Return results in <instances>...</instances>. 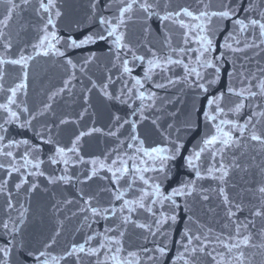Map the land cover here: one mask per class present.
<instances>
[{"label":"snow or ice","instance_id":"obj_1","mask_svg":"<svg viewBox=\"0 0 264 264\" xmlns=\"http://www.w3.org/2000/svg\"><path fill=\"white\" fill-rule=\"evenodd\" d=\"M3 2L7 5L6 15L0 20V25L7 27L14 11L20 9L21 6L28 7L32 0H20V3H16V0H3ZM98 5L99 0H93L90 4L94 14ZM105 7L111 8L112 0H109ZM241 9L246 14L243 18L238 17ZM33 10L42 21L39 29L42 34L38 36L35 43L30 45L32 50L30 54L27 52L29 45L25 44L19 48L14 58L10 57L9 53L13 49V42L10 36L5 38V33L0 31L3 48V53L0 54V92L6 93V102L0 103V111L4 114L3 123H0V156L9 161L8 163L0 162V170H4L7 174L5 179L0 182V194L6 193L7 197L5 209L7 219L0 220V236L4 237V242L0 244V264H28L29 260L33 261V264H61L62 261H70L71 264H139L141 257L138 252L129 251L127 256L122 255L126 251L123 246V238L130 225L146 230L152 236H156L158 233L166 236V233L161 229L169 222L172 224L177 222L180 209V204L177 202L178 197L188 198L198 195L203 201H208L213 193L221 198V203L224 205L226 223L223 225V229L228 230L227 234L221 231L212 238L213 230L210 228L205 232H194L191 227L186 226L180 241L177 242L182 250L178 251L176 260L181 264H264V159L259 164H255L256 156H251L252 164L242 163V157L247 154L246 150L249 149L257 151L264 157V104L245 103V101L255 99L264 100V68L258 69L261 74L258 84L253 83L257 79L255 75L244 72L237 73L234 68L229 76L234 80L239 75L241 87L237 89L235 86H228L225 91L207 99L209 110L204 111L203 116L209 130L200 144L185 158V164L194 172L197 180L211 178L217 181L216 188H198L196 180H186L166 193L162 189V185L168 178L169 162L174 161L181 154L184 145L180 143L179 138L174 140L169 134L164 136V142L161 144L145 147V141L141 139L138 132V125L149 119L144 114L145 111L154 108L157 99H159L154 91L145 89V83L151 80L154 70L169 72L172 67L180 66L183 69V75L176 79L166 78V84L185 83L188 87L200 89L206 93L209 90L206 84L210 87L220 79L223 64L228 62L229 52L238 53L244 49L252 48H260V51H264V47H261L264 45V0H247L246 6L241 0H221L218 6H215L212 0H196L195 8L190 4H174V0H118L116 15H99L97 18L106 35L89 34L79 42L72 37L68 38L66 41L68 47H80L95 43L97 40L106 41L108 38H112L114 48L111 51L115 58L113 67H118L121 70L117 79L121 80L122 87L116 94L109 90L110 84L116 82L111 74L107 76L106 82L102 85H98L89 78L92 87L82 90L85 92V104L88 103L87 93H90L93 88H97L106 100L128 104L131 112L127 119L119 114H112L111 124L106 132L100 127H89L87 130L78 129L73 134L74 138L71 139V147L57 145L54 154L49 157L52 165H57L60 162L64 165V168L61 169L64 174L46 176L49 184H84L94 177L100 176V172L104 170L110 175L100 178L109 181L112 185L101 189L102 192L110 194L111 199L107 206H101L96 195L87 194L83 189H78L79 200L74 201L66 198L58 200L52 205L53 214H57L63 207L76 203L77 211L71 215H83L81 228L86 225L91 230L93 224H98L101 220L112 221L110 225L106 223L103 231H92L91 234H85L82 242H71L58 256L51 255L48 250L57 244L58 237L63 230L64 220L57 221L56 230L47 242L42 244L43 250H29L23 241L17 240V236L22 232L21 226L25 224L29 209L25 208L22 203L17 208L19 201L14 202L12 192L7 189L9 179L13 173H16L20 174V180L14 186L17 193L25 185H29L27 192L30 194L39 187V184L37 182L30 183L28 177H43L46 174L40 170L44 163L38 156L40 145L30 144L27 139L7 140V144H4L3 142L7 139L5 134L8 131L5 126L13 122L20 123L23 113H27L29 118L21 124V127L30 126L37 115L43 116L51 111L54 98L69 90V85L76 79L77 65L68 59L67 64L72 70L68 79L63 81L62 87L48 94V103H43L38 112H31L26 104L22 108L20 104H17L19 93L27 95L30 62L41 56H65V53L57 47L63 39L55 31L57 21L63 16L58 0H36ZM133 16H138L145 24L155 17L163 25L161 49H166L163 54L161 49H157L155 46L149 47L147 44L144 45L145 54H137V49L132 47L126 39L125 31L121 30L126 28L127 21L131 20ZM215 21H231L233 25L232 30L224 36V42L219 45L216 36L221 30L218 29ZM174 29L179 33V42L175 45L173 43ZM145 31L148 32L150 29L145 28ZM249 32L253 35L252 42L244 43L243 48L233 46L234 43H241L235 39V34ZM256 33H258L259 44L256 43ZM193 43L197 47H191ZM218 47L224 51L217 53ZM129 53L132 62L143 63L146 61L147 69L143 79L132 76L133 69L129 66L130 60L122 58L127 57ZM193 55L194 60L192 59ZM93 57L94 54L83 62V66L79 69L81 73L85 71ZM185 58L188 59V63H185ZM246 59L250 58L246 57ZM232 63L234 64L235 61ZM6 65L19 66L21 69L18 82L8 88H5L3 84L5 76L3 69ZM208 70H212L213 78L210 80L206 79L209 75ZM125 74L131 78V87L128 86V81L122 79ZM192 77L194 79L190 80ZM166 84L157 83L154 87L164 88ZM134 94L135 100H139L140 105L132 108L129 101L133 100ZM228 97L236 98L230 106L225 104ZM145 101H151V103L146 104ZM13 106L20 110H13ZM88 107H85L79 118L72 122L78 125L85 113L88 112ZM245 108L250 110V115L243 123H240L238 119L221 118L229 113L238 115ZM137 116L139 119H133ZM158 120L159 117L152 120V124L157 128H159ZM69 122L68 118L60 119L59 125ZM125 126H128V135L121 140V130L125 129ZM171 127L172 125H169V128ZM46 130L49 133V138L45 142L55 144L56 142L51 139L50 135L51 126H48ZM97 133L115 137L118 146L105 153L102 158L94 156L85 159V156L81 154L83 138ZM40 139H44L43 134H40ZM21 144L27 147L19 156L22 163L17 164L15 163L17 156L13 151L6 149L18 147ZM125 145L126 149L121 151ZM127 150H133V154L129 155ZM236 152H240V155H236ZM205 153L210 156V163L202 171L198 162L202 160ZM70 164L74 166L87 164L90 167L79 175H69ZM253 166L258 169L260 177L258 181H255L254 189L251 190L258 198V203L247 206L248 216L241 220L237 213L244 212L246 206L242 200L238 203L229 196L227 191L229 178L233 172H248ZM29 167L34 168L35 171L27 174L22 173V169ZM149 172L157 173V175L147 177L145 174ZM122 182L126 184V187L122 188ZM232 187L235 186L232 185ZM128 195H132L133 198H125ZM94 203L96 206H93ZM156 205H160V208H156ZM165 207L168 212L164 211ZM140 210L150 214L156 231H153L152 224L142 223L133 218V215ZM12 211L17 212L16 218L11 216ZM184 211H190V208L187 207V199H185ZM258 219L261 221L259 228L256 223ZM188 220L189 223H195L197 229L204 228L193 217L189 216ZM81 228H78L77 231H81ZM93 241L97 242L95 246H93ZM218 248L222 250H217ZM140 251L144 254L154 251L159 253V257H164L169 249L167 244L164 246L157 244L154 250L143 247ZM128 257L132 259H128ZM156 259L158 257L155 255H147L149 262Z\"/></svg>","mask_w":264,"mask_h":264},{"label":"water","instance_id":"obj_2","mask_svg":"<svg viewBox=\"0 0 264 264\" xmlns=\"http://www.w3.org/2000/svg\"><path fill=\"white\" fill-rule=\"evenodd\" d=\"M92 2L93 0H58V5L63 12V16L57 21L55 31H57L59 37L63 38L57 47L65 53V56H41L31 61L27 95L19 93L17 104H20L21 108L26 104L31 112H38L42 108L43 103H48V94L62 87L63 81L68 79V75L72 70L67 64V60L71 59L77 65V68L75 70L76 79L69 85V90L56 96L52 101L51 111L45 113L43 116L37 115L36 119L32 120L30 126L21 127V124L29 118L27 113L21 115L20 123L13 122L5 126L8 131L5 134L7 139L3 142L4 144H7V140L19 141L27 139L30 144L40 145L38 156L44 161L40 170L46 174L43 177H28L30 183L37 182L39 184V187L30 194L27 192L29 185H25L17 193L14 186L19 182L20 174L13 173L9 179L7 189L12 192L13 201H19L17 208L22 203L25 208L29 209L25 224L21 226L22 232L17 236V240L23 241L29 250H43L42 244L47 242L48 238L56 230L58 226L57 221L64 220L63 230L58 237L57 244L48 250L53 256L61 255L63 249L71 242H82L84 235L88 234L89 229L86 225L81 228L82 214H78L77 216L71 215L77 211L78 205L76 203L63 207L61 212L57 214H53L52 205L58 200L66 198L73 199L74 201L79 200L78 189H83L87 194L97 195L103 170L100 172V176L94 177L91 181L84 184H49L46 176L64 174L61 171L64 168L63 163L60 162L57 165H52L49 157L54 154L57 145L71 147V139L74 138L73 134L78 129L87 130L89 127H100L105 132L108 131L111 124V115L119 114L122 105L119 101L106 100L97 88H93L90 93H87L88 103L85 104V92L82 91L83 89L92 87L89 78L98 85H102L106 82L109 74L116 81L114 84H110L109 90L116 94L122 87L121 80L117 79L120 76L121 70L118 67H113L115 58L111 51L114 48L112 38H108L106 41L97 40L95 43L85 44L80 47H68L66 43L69 37L79 42L89 34L100 33L106 35L102 31L103 26L99 25L97 18L99 15H116L118 0H112L111 8L105 7L109 3V0H99L95 14L90 8ZM16 3H20V0H16ZM35 6L36 0H32V3L28 7L21 6L20 9L14 11L7 27L0 25V31L5 33V38L10 36L13 42V49L9 53L10 57L14 58L19 48L25 44L29 45L27 52L30 54L32 51L30 45L35 43L38 36L42 34L39 31L42 21L33 10ZM6 7V3L0 0V20L6 15ZM150 21L145 24L141 18L133 16L131 20L127 21L126 28L121 29L125 31L127 41L130 42L132 47L137 49V54H139L146 34L145 28H148ZM2 53V41H0V54ZM93 54L94 57L89 61L85 71L81 73L79 69L83 66V62L92 57ZM122 58H128L130 60L129 66L132 69L134 68L136 61H131L130 53L127 57ZM3 70L5 72L3 80L5 88L18 82L21 72L19 66L6 65ZM122 79L129 83L130 77L125 74ZM5 97L6 93L0 92V103L6 102ZM89 105L90 107H88ZM85 107H88V112L85 113L84 118L79 121L78 125L73 123L72 121L79 118L80 113L83 112ZM13 110L19 111L20 109L13 106ZM3 116L4 114L0 111V123H3ZM64 118H68L70 122L65 125H59V120ZM56 125L59 126L57 127ZM48 126H51L50 135L51 139L56 142L55 144L45 142L49 138V133L46 130ZM40 134H43V140L40 139ZM111 138L98 133L83 138L81 154L85 156V159L94 156L102 158L108 152ZM26 147L21 144L18 147L6 150L13 151L14 155L17 156L15 163L20 164L22 161L19 160V156L23 154ZM0 162L8 163L9 161L7 158L0 156ZM89 167L90 165L87 164L78 166L70 164L68 174L79 175ZM21 171L27 174L28 172L35 171V169L29 167ZM6 175L4 170H0V182L5 179ZM80 178L82 179L83 177L81 176ZM6 198V193L0 194V220L7 219L5 210ZM11 216L16 218L17 212L12 211ZM78 228H81V231L78 232ZM3 242L4 237L0 236V244ZM28 264H33V261L29 260ZM61 264H71V262L62 261Z\"/></svg>","mask_w":264,"mask_h":264}]
</instances>
